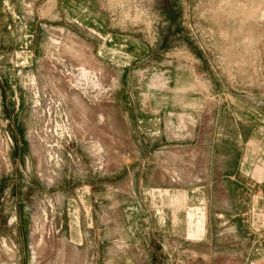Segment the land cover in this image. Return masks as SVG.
<instances>
[{
	"label": "rangeland",
	"instance_id": "obj_1",
	"mask_svg": "<svg viewBox=\"0 0 264 264\" xmlns=\"http://www.w3.org/2000/svg\"><path fill=\"white\" fill-rule=\"evenodd\" d=\"M78 19L95 22L88 27L95 34ZM0 41L17 53L10 83L12 57L0 54V264L19 256L33 264H103L117 256L116 245L135 247V213L151 209L135 180L185 188L213 177L217 153L229 172L234 117L246 142L255 135L262 163L264 0H0ZM24 51L38 63L28 67ZM15 92L23 103L7 106ZM143 110L161 121L151 144L157 168L106 169L103 152L119 149L120 137L135 150L136 126L123 117L135 120ZM195 150L207 155V169L191 166ZM103 178L112 181L103 185ZM226 191L212 189L214 211ZM215 229L208 244L179 240L181 232L144 234L145 257L198 264L218 255L211 264H223L251 257L255 242L256 258L264 259L261 227L254 235L246 222Z\"/></svg>",
	"mask_w": 264,
	"mask_h": 264
},
{
	"label": "crops",
	"instance_id": "obj_2",
	"mask_svg": "<svg viewBox=\"0 0 264 264\" xmlns=\"http://www.w3.org/2000/svg\"><path fill=\"white\" fill-rule=\"evenodd\" d=\"M76 24L95 34V31L88 28L96 26V23L92 20L78 19ZM2 45L0 41V54H5L7 59L12 57V65L8 67L9 72L6 75V81L10 83L12 77L10 70L14 68V56L17 53L15 50ZM23 53H28V67H33L38 63L32 52L24 51ZM20 100L21 97L15 92L11 97H5V104L16 107V101L19 104ZM123 118L128 126H132L131 123L134 122L139 141L132 142L131 137L129 138L130 145L132 144V147L135 148L134 151L127 149L128 142L123 141V137H120L122 140L119 149L106 148L103 152L105 168L129 169L132 166L129 164H135L136 168L142 171L157 168L156 166L160 162L159 156L155 152L154 145L151 144H154L155 137L160 133V119L157 115L149 114L147 110H143L141 114L136 116L135 120H131L128 114ZM239 122L234 117L231 131L233 136L227 137L230 139L226 140V145L229 149L231 148V153L236 158H233L236 161L233 162L229 172L224 173L222 171V164L228 160L222 153H217L216 161L218 163L214 175H211L213 177L209 180L193 179L188 185L185 184L187 185L185 188L175 186L178 183H170L155 178L145 179L140 177L135 180L136 195L140 196L141 203L145 200L150 201L151 209L146 213H144V210H142V213L139 210L135 213L136 227L131 228V230H134L131 231L132 235L138 237L135 247L126 242L124 245H116L119 248L117 256L113 257L111 255L103 261V264H153L152 258L145 257L146 249L143 244L144 241H142L144 234L150 236L156 233L177 234L181 232L183 236L179 240L186 242L194 240L208 244V239L214 233V228H216V233H219L220 228L222 229L224 226L231 225L233 227L236 225L239 227L243 222H246L249 234L254 235L258 226L262 228L264 234V153L262 163L257 164L254 157L256 153L251 144L252 137H255V135L250 134L251 140L246 142L245 136L240 130ZM247 126L250 127V122ZM222 142L225 141L222 140ZM200 163L203 164L201 166L204 169L208 168L205 152L195 150L191 153L190 164L196 169ZM101 181L103 185H106V182L112 180L103 178ZM89 185L99 186L95 181ZM224 186L227 187V191L219 194L218 197L225 205L214 211L210 204L213 198L212 189L215 187L219 189V187ZM166 201H170L171 204L164 205ZM141 207L143 209V206ZM124 230L126 232L128 229L125 228ZM131 249L135 251V255L126 253L127 250ZM256 249V243L251 242L248 245V250L254 251L251 257L249 254L247 258L240 261L234 256H229L223 260V264H264V259L259 261L256 258ZM262 249L264 250V244ZM214 258L217 259L219 256L200 257L198 264H211V259ZM184 263L186 264L187 261H184ZM15 264L33 263L19 256Z\"/></svg>",
	"mask_w": 264,
	"mask_h": 264
},
{
	"label": "built area",
	"instance_id": "obj_3",
	"mask_svg": "<svg viewBox=\"0 0 264 264\" xmlns=\"http://www.w3.org/2000/svg\"><path fill=\"white\" fill-rule=\"evenodd\" d=\"M37 97H39L38 93H37Z\"/></svg>",
	"mask_w": 264,
	"mask_h": 264
}]
</instances>
